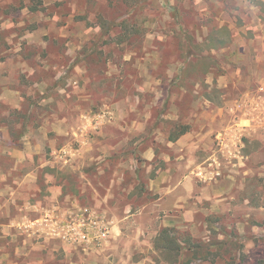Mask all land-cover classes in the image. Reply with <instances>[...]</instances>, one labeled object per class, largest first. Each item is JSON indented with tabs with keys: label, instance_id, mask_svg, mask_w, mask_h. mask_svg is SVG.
<instances>
[{
	"label": "rangeland",
	"instance_id": "obj_1",
	"mask_svg": "<svg viewBox=\"0 0 264 264\" xmlns=\"http://www.w3.org/2000/svg\"><path fill=\"white\" fill-rule=\"evenodd\" d=\"M256 153L264 0H0V264H264Z\"/></svg>",
	"mask_w": 264,
	"mask_h": 264
},
{
	"label": "trees",
	"instance_id": "obj_2",
	"mask_svg": "<svg viewBox=\"0 0 264 264\" xmlns=\"http://www.w3.org/2000/svg\"><path fill=\"white\" fill-rule=\"evenodd\" d=\"M185 131L183 130V131H181L179 134H183ZM176 137H174L173 139H175ZM166 232H167V228H164L163 230H162V233H164V234H166ZM167 240H169V241H173V240H171V239H169V238H166ZM173 239V238H172ZM176 239V238H175ZM171 244V243H170ZM169 250H174L173 252L175 253V255H179L180 254V252H181V247H180V245H176L175 246V249H173V247H171V245H169Z\"/></svg>",
	"mask_w": 264,
	"mask_h": 264
},
{
	"label": "crops",
	"instance_id": "obj_3",
	"mask_svg": "<svg viewBox=\"0 0 264 264\" xmlns=\"http://www.w3.org/2000/svg\"><path fill=\"white\" fill-rule=\"evenodd\" d=\"M246 131H248L249 129L248 128H246L245 129ZM249 158L251 159V160H255V161H263L264 162V153H256V154H251L250 156H249Z\"/></svg>",
	"mask_w": 264,
	"mask_h": 264
},
{
	"label": "built area",
	"instance_id": "obj_4",
	"mask_svg": "<svg viewBox=\"0 0 264 264\" xmlns=\"http://www.w3.org/2000/svg\"><path fill=\"white\" fill-rule=\"evenodd\" d=\"M71 231H73L74 235L78 236V234H79V236L82 240H84L86 238V234H84L83 232L79 233V231L77 229H70V233H71ZM101 233L103 236H105L106 235V229L103 228Z\"/></svg>",
	"mask_w": 264,
	"mask_h": 264
}]
</instances>
